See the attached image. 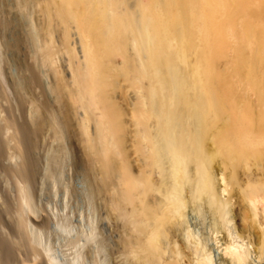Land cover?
<instances>
[{
    "label": "bare ground",
    "instance_id": "bare-ground-1",
    "mask_svg": "<svg viewBox=\"0 0 264 264\" xmlns=\"http://www.w3.org/2000/svg\"><path fill=\"white\" fill-rule=\"evenodd\" d=\"M0 98V264H264V0H0Z\"/></svg>",
    "mask_w": 264,
    "mask_h": 264
},
{
    "label": "rangeland",
    "instance_id": "rangeland-1",
    "mask_svg": "<svg viewBox=\"0 0 264 264\" xmlns=\"http://www.w3.org/2000/svg\"><path fill=\"white\" fill-rule=\"evenodd\" d=\"M32 4H37L38 3H32ZM31 4V5H32ZM34 5V6H30V8L28 7V13H32L31 15L28 14V16H32L31 18L37 19L35 20L34 24H37L36 27L38 29V31L40 32V37H44V35L42 34L44 31L42 30V27L44 29V17L45 14L40 11L39 6ZM37 6V7H36ZM34 8V9H33ZM31 9V12H30ZM37 9V10H36ZM39 10V11H38ZM38 11V12H37ZM34 12V13H33ZM37 12V13H35ZM41 12V13H40ZM42 19V20H41ZM40 20V21H39ZM28 27V26H27ZM40 29H39V28ZM25 42H18L15 41L14 47L11 50V53L9 55L10 57V70L13 73V75L15 76V78H19L21 80L22 83V87L21 88H16L14 86H11L10 89V98H9V107L7 110L3 109L1 111L2 114L5 115L6 118H8V120L10 121V124L12 126V128H20L24 125H27L28 123V117H29V111L30 109H32L33 107L31 106V102L29 101L28 95L26 93V84L27 82H24L23 79H21V75L23 74H28V71L26 69V62L28 61L30 56V52L27 51V48L25 47ZM23 65V67H22ZM236 81L235 78H232ZM21 84V83H20ZM33 89H36L33 85H32ZM248 90V89H247ZM35 92H37V90H34ZM249 92V93H248ZM244 97L249 96L250 100L251 99H256L255 94L251 91L245 90ZM0 102H1V98H0ZM0 105L3 107L4 105L2 103H0ZM0 106V108H1ZM238 200V199H237ZM241 200V197H239V201ZM240 221L236 223V227L238 229V231L243 235L245 233V229H242L240 226ZM250 232L251 235L252 233L255 235L256 233H258L257 229H254L253 227L251 228V230H247V232ZM255 231V232H253ZM253 245L257 246V242H253Z\"/></svg>",
    "mask_w": 264,
    "mask_h": 264
}]
</instances>
